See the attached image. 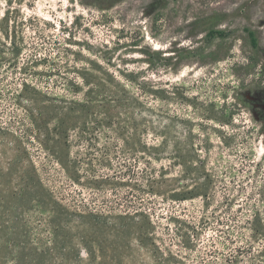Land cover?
<instances>
[{"label":"rangeland","instance_id":"1","mask_svg":"<svg viewBox=\"0 0 264 264\" xmlns=\"http://www.w3.org/2000/svg\"><path fill=\"white\" fill-rule=\"evenodd\" d=\"M259 103L264 0H0V264H264Z\"/></svg>","mask_w":264,"mask_h":264},{"label":"trees","instance_id":"2","mask_svg":"<svg viewBox=\"0 0 264 264\" xmlns=\"http://www.w3.org/2000/svg\"><path fill=\"white\" fill-rule=\"evenodd\" d=\"M39 185V183H37ZM45 191H43L42 193L37 194L36 196H29L28 200H30L31 204H35L39 207L43 206L46 207L48 205H51L52 207L54 205L59 206V204H57L47 193L44 194ZM60 219L59 214H57V216L53 217L51 220V225L52 227H49L52 231V233L54 234V239L53 241H51V244H47V243H43V242H39L37 245L33 244H29L28 246H26V241L23 240V263L20 260V258H16L15 256H13V262L16 264H47L48 259H51V257L54 255V253L57 250V247L59 246V241H58V237L59 234L61 232V228L58 226V221ZM26 235L23 234V238ZM10 244V243H9ZM7 244L6 248H8L10 245ZM15 248L18 249V251L20 250V244L18 243H14L12 245ZM12 246L11 249H12ZM9 247V248H10ZM10 249V250H11ZM14 252V251H12ZM11 252V253H12ZM10 253V254H11ZM25 253H27L26 257H25Z\"/></svg>","mask_w":264,"mask_h":264},{"label":"flooded vegetation","instance_id":"3","mask_svg":"<svg viewBox=\"0 0 264 264\" xmlns=\"http://www.w3.org/2000/svg\"><path fill=\"white\" fill-rule=\"evenodd\" d=\"M258 107L264 112V103H259Z\"/></svg>","mask_w":264,"mask_h":264}]
</instances>
